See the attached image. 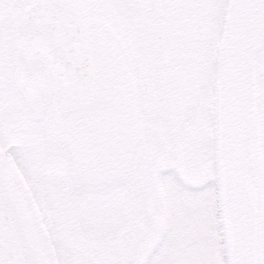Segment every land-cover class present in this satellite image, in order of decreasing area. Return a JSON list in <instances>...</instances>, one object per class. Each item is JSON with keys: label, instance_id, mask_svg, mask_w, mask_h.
Listing matches in <instances>:
<instances>
[{"label": "snow or ice", "instance_id": "obj_1", "mask_svg": "<svg viewBox=\"0 0 264 264\" xmlns=\"http://www.w3.org/2000/svg\"><path fill=\"white\" fill-rule=\"evenodd\" d=\"M13 119L35 146L28 202L0 161V264H264V0H0V132ZM54 216L143 245L54 257Z\"/></svg>", "mask_w": 264, "mask_h": 264}, {"label": "rangeland", "instance_id": "obj_2", "mask_svg": "<svg viewBox=\"0 0 264 264\" xmlns=\"http://www.w3.org/2000/svg\"><path fill=\"white\" fill-rule=\"evenodd\" d=\"M229 24L230 22L223 25L222 41L228 31ZM254 31V26L249 24L248 30L244 33V38L249 43H252ZM151 119V116L146 114V120ZM213 120L214 122L217 120L215 114H213ZM21 134L22 130L14 119L5 123L3 131L0 132V140H2V144H0V156L18 200L24 203L28 202L30 198L23 187L24 181L17 174L15 161L20 160L26 166H31L30 153L33 145H26V149L24 146L22 147V143L25 142L20 138L22 137L20 136ZM129 139L131 140L132 138L129 137ZM124 188L125 186L122 184L121 189L123 190ZM106 192L107 189L104 186H100L95 190L94 195L98 198H103ZM37 195L41 199L47 200L50 205L55 204V201L50 199V193L46 189L38 190ZM27 207L35 215V210L31 208L30 203L27 204ZM94 211L95 209L88 206L83 210L82 215L86 216L88 213ZM57 219L58 217L54 216L50 222L49 232L51 235L50 238L46 239L45 247V251L54 257L60 254L67 255L72 253L79 255L83 259H90L92 253L98 257L110 256L115 259L123 244L126 243L128 245L130 255L136 253L138 245H143V241L133 225L129 224L127 232L117 234L113 231L114 222L108 216H105L95 229H89L85 223H78V231L72 237H67L56 232ZM33 226L36 228V225L33 224ZM160 254L161 248H144L141 259H150L152 262H155L160 258Z\"/></svg>", "mask_w": 264, "mask_h": 264}, {"label": "water", "instance_id": "obj_3", "mask_svg": "<svg viewBox=\"0 0 264 264\" xmlns=\"http://www.w3.org/2000/svg\"><path fill=\"white\" fill-rule=\"evenodd\" d=\"M1 161V160H0ZM9 187H10V190L12 191L14 197L18 200L16 194H15V191L13 190L12 188V184L11 182L9 181ZM19 201V200H18ZM22 215V223H23V227L26 229V230H34V227H33V223L31 222V219L24 213L21 214Z\"/></svg>", "mask_w": 264, "mask_h": 264}, {"label": "flooded vegetation", "instance_id": "obj_4", "mask_svg": "<svg viewBox=\"0 0 264 264\" xmlns=\"http://www.w3.org/2000/svg\"><path fill=\"white\" fill-rule=\"evenodd\" d=\"M229 22H231V13L229 12V13H227L226 15H225V17H224V23H229ZM224 27V26H223ZM67 115H70V114H66V116ZM25 134H24V132L22 131V134L20 135V136H24ZM21 138V137H20ZM26 145H29V144H27V143H22V147L24 146L25 147V149H26ZM35 145H33V147H34ZM98 256L97 255H94V254H92L91 253V255H90V259H93V258H97Z\"/></svg>", "mask_w": 264, "mask_h": 264}, {"label": "bare ground", "instance_id": "obj_5", "mask_svg": "<svg viewBox=\"0 0 264 264\" xmlns=\"http://www.w3.org/2000/svg\"><path fill=\"white\" fill-rule=\"evenodd\" d=\"M34 229H35V227H34Z\"/></svg>", "mask_w": 264, "mask_h": 264}]
</instances>
